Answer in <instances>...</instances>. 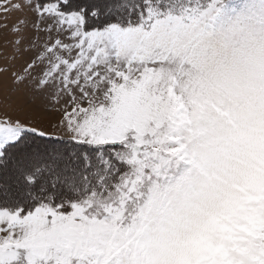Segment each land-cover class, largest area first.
I'll return each instance as SVG.
<instances>
[{"label":"snow or ice","instance_id":"obj_1","mask_svg":"<svg viewBox=\"0 0 264 264\" xmlns=\"http://www.w3.org/2000/svg\"><path fill=\"white\" fill-rule=\"evenodd\" d=\"M0 176V264H264V0H0Z\"/></svg>","mask_w":264,"mask_h":264},{"label":"rangeland","instance_id":"obj_2","mask_svg":"<svg viewBox=\"0 0 264 264\" xmlns=\"http://www.w3.org/2000/svg\"><path fill=\"white\" fill-rule=\"evenodd\" d=\"M13 18H15V17H13ZM10 115H12L13 118H16V116L19 115L21 120H24L25 122H28V117L25 114H22V113H10ZM4 179H6V177L0 176V180H4Z\"/></svg>","mask_w":264,"mask_h":264}]
</instances>
